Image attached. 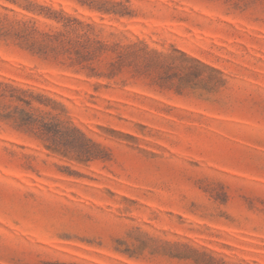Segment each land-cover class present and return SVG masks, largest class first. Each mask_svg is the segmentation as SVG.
<instances>
[{"label": "rangeland", "instance_id": "374dc122", "mask_svg": "<svg viewBox=\"0 0 264 264\" xmlns=\"http://www.w3.org/2000/svg\"><path fill=\"white\" fill-rule=\"evenodd\" d=\"M190 248L264 264V0H0V264Z\"/></svg>", "mask_w": 264, "mask_h": 264}, {"label": "trees", "instance_id": "16d2710c", "mask_svg": "<svg viewBox=\"0 0 264 264\" xmlns=\"http://www.w3.org/2000/svg\"><path fill=\"white\" fill-rule=\"evenodd\" d=\"M57 133L62 139L59 145L63 146L67 151H73L80 156L92 157L93 143L90 139H85L83 133L76 127H61ZM189 253L178 252L175 256L178 258H193L195 264H210L202 258L196 249L190 248ZM42 264H81L77 261H62V260H45Z\"/></svg>", "mask_w": 264, "mask_h": 264}]
</instances>
